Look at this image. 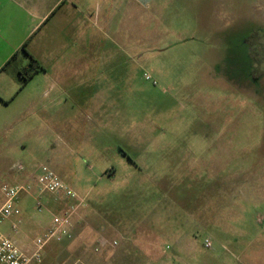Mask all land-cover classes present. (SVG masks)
Segmentation results:
<instances>
[{
  "label": "rangeland",
  "instance_id": "1",
  "mask_svg": "<svg viewBox=\"0 0 264 264\" xmlns=\"http://www.w3.org/2000/svg\"><path fill=\"white\" fill-rule=\"evenodd\" d=\"M89 4L97 42H0V200L42 165L84 198L40 264H264V0ZM26 198L0 227L24 248L52 221Z\"/></svg>",
  "mask_w": 264,
  "mask_h": 264
},
{
  "label": "crops",
  "instance_id": "2",
  "mask_svg": "<svg viewBox=\"0 0 264 264\" xmlns=\"http://www.w3.org/2000/svg\"><path fill=\"white\" fill-rule=\"evenodd\" d=\"M89 1L0 0V42L6 45L5 53L10 54L22 49L23 46L25 48L29 46L30 49L27 52L37 60V56L41 55L42 45L58 44L60 46L97 42L100 37L102 11L97 9V5H90ZM104 2L107 3L106 7L113 6L114 8V5L121 4L130 9L137 3L140 4L136 0H103ZM112 9H109L110 12ZM113 17L110 13L102 23L105 26L109 25ZM125 19L126 16H124V24L126 23ZM59 51L61 49L55 53L63 54ZM35 192L37 193V189ZM75 193L80 200H84L77 192ZM45 197L48 208L56 210L59 205L52 197L48 195ZM28 198L32 199V197ZM43 224L48 226L47 223ZM116 254L123 255L124 249L118 250ZM109 264H116V262Z\"/></svg>",
  "mask_w": 264,
  "mask_h": 264
},
{
  "label": "built area",
  "instance_id": "3",
  "mask_svg": "<svg viewBox=\"0 0 264 264\" xmlns=\"http://www.w3.org/2000/svg\"><path fill=\"white\" fill-rule=\"evenodd\" d=\"M14 168L18 173L26 170L22 163H18ZM36 189L37 193L35 192ZM45 194L51 195L56 202L74 200L76 203L66 213H54L46 205ZM1 196L0 227L11 218H19L18 223H13L11 226V232L15 234L19 232L22 214L20 204L26 197L34 199L38 211L46 210L50 213L52 221L25 248L21 247L8 235L0 233V264H40L44 259L46 249L51 243H62L72 238L73 217L77 210L83 206V201L77 197L75 191L54 170L46 165L40 166L37 170L35 183H6L1 187ZM205 247L211 248V241L206 240Z\"/></svg>",
  "mask_w": 264,
  "mask_h": 264
},
{
  "label": "trees",
  "instance_id": "4",
  "mask_svg": "<svg viewBox=\"0 0 264 264\" xmlns=\"http://www.w3.org/2000/svg\"><path fill=\"white\" fill-rule=\"evenodd\" d=\"M22 50L26 51L25 46H23ZM41 68V66L38 64L36 60H32L31 63L20 71L19 75L21 79L23 80V85H26L29 80L38 72V70Z\"/></svg>",
  "mask_w": 264,
  "mask_h": 264
},
{
  "label": "water",
  "instance_id": "5",
  "mask_svg": "<svg viewBox=\"0 0 264 264\" xmlns=\"http://www.w3.org/2000/svg\"><path fill=\"white\" fill-rule=\"evenodd\" d=\"M143 6H148L153 0H136Z\"/></svg>",
  "mask_w": 264,
  "mask_h": 264
}]
</instances>
